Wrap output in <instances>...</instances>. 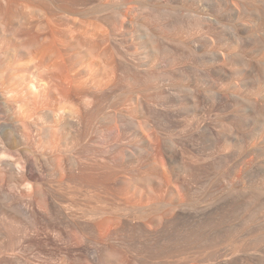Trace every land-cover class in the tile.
Masks as SVG:
<instances>
[{"label":"bare ground","instance_id":"6f19581e","mask_svg":"<svg viewBox=\"0 0 264 264\" xmlns=\"http://www.w3.org/2000/svg\"><path fill=\"white\" fill-rule=\"evenodd\" d=\"M90 1L70 0L78 26L113 20L104 39L116 48L121 29L149 50L137 64L118 47V92L90 62L84 84L40 94L0 47V264H264V0H199L195 23L168 0Z\"/></svg>","mask_w":264,"mask_h":264},{"label":"rangeland","instance_id":"374dc122","mask_svg":"<svg viewBox=\"0 0 264 264\" xmlns=\"http://www.w3.org/2000/svg\"><path fill=\"white\" fill-rule=\"evenodd\" d=\"M55 1H56V4H54L53 7L49 8V9L35 8L34 7L35 4L34 5L31 4L33 6L32 7L31 5H29L30 3L28 4L25 0H14L13 1V4L11 5L10 12H9L10 24L8 26V31L10 29L11 33H9L10 31L8 33L10 34V38L4 39L0 35L1 36L0 37V47L4 46L5 42H7V40H8L7 43L10 44V46L8 45V47H10L9 48V50H10V52H9L10 53V55H9L10 61L8 59L7 64H6V67H7L6 69H8V67L11 66L12 70H14L16 74H19V73L23 74L28 79L33 78V82L38 85V88L40 90V94H45L46 92H50V90L53 91L54 89H56L58 91L63 89L64 85L62 86V82H63L62 80L66 76L74 77V75H77L76 77L80 81L79 82L76 79L77 83L78 82L81 83V80L83 83L85 80L78 75L80 74V72L82 71V69L84 67H87V65H89L90 62L91 63L93 62V64L94 63L96 64V65L94 64L95 66L93 65L94 66L93 68L95 69L94 70L96 73L95 75H97L96 78H99V80L97 79L98 81L95 80L98 83V86H101V85L102 86L106 85L107 87L109 86V88H113L112 89L113 92H118V89L121 90V89H123V87H125V85L127 86V82H124L125 81L124 76L121 73V71L117 67H115V68L113 67V65H115V63H116L115 59L119 58L122 55V53L117 52V51L121 47L122 49L120 48V51L121 50L123 52L125 51L122 56H126V58L128 57L127 59L131 63H133L135 61L138 64V62H139L138 59L140 57L142 58V57L146 56V54H147L146 52H148L149 49L146 48V46H145L143 48H146L147 50H144L141 46V49H143V51H144V54H145L144 55L142 50L140 49V44L144 45V44H142L143 42L140 43L141 41L136 36H134L135 39H133L134 37L131 38V37H127L128 35H125L124 37L122 36L123 37V39H122V37L120 35V33L122 31L121 29H120V33H117V34H119L118 38H119V40H121L119 43H121L122 45L119 43H116L117 46L115 48L114 42H112V40L110 41V39L108 41V39L106 40V38L104 39V37H107L106 34H110L111 31H109V29L111 27H113V26H114V28L116 27L115 26L116 22L113 23L112 22L113 20H112L110 23L104 24L100 20H92V21H90L92 23L91 28L88 27V25L86 26V24H84L85 26L84 25L78 26V21L82 17L81 14H83V12L80 11V7L71 5L70 0H55ZM168 1L171 3V6L173 5L172 8L175 7L174 9H176L177 5L179 4V8H177V9L182 10L180 12H182V16L185 15V16H183L184 18H188V23H190L189 21H191L192 23L194 21V23H195L197 20L196 18L198 16V14H200L204 11V10H201L202 7H203V9H205L204 5L199 4L200 3L199 0H193V1H189V2L188 1L185 2V0H179L181 3L178 0L177 1L176 0H168ZM97 2H98L97 0H91L90 1V7H95L97 4H99V2L98 3ZM107 2H109L111 4L113 3L112 0H110V1L107 0ZM154 2H156V1H154ZM187 2H188V4H187ZM191 3H192V5H196L197 7L193 6L195 9L192 8ZM175 4H177V5L175 6ZM189 4H190V6H189ZM184 6H188V7L186 8ZM183 7L188 9L186 11H189V13H191V14L193 12L195 14L196 10H198V11L201 10L202 12L199 11V13L197 15L192 14L193 16H191L189 14L194 19V20H192V19L189 20L190 16L186 15V14H188L187 12H186V14L184 13L185 9ZM204 14L207 16H210L209 13H207V12L206 13L204 12ZM227 16H229V14ZM185 21L187 22V19ZM87 23L89 24V21ZM110 25H112V26H110ZM86 27H87V30H86ZM79 28L82 30L80 31ZM114 28H111V29H114ZM77 30L79 31V34H78ZM117 30H119V27L117 28ZM84 31H86L85 32L86 34H83V36L86 35V37L88 38V36L91 35V37H92L95 34V37L94 36L92 38L89 37L90 40L86 39V37H85V39H86V41H85V39L83 37L81 38V36H82L81 33H84ZM126 32L124 34H127ZM99 33H105L106 36H104V34H101V35H103L102 36L103 41H102L101 37L99 39V37H98L100 35ZM79 35H81V36L79 37ZM185 40H186V38H185ZM82 42H83V44H82ZM87 43L89 44V46L95 47L93 54L90 56H88V55L86 56L84 54L78 55L80 44L86 45ZM135 45H137V47ZM168 45L171 46L172 43L170 44L168 42ZM128 48H130V49H128ZM113 50L118 54H115V52ZM180 50L183 53V55H184V53H186V52H184L185 50H183V49H180ZM126 53H128V54H126ZM138 53L142 54L143 56L140 55V57L137 58L139 56V55L137 56ZM5 56H4V58H5ZM133 57L135 59L130 60V58H133ZM141 58L139 60H141ZM202 59H204V58L200 57L201 63L202 62L205 63V60L202 61ZM5 60H7V57L5 58ZM113 61H114V63H113ZM111 62H112V64H111ZM166 63L167 62H163L162 63L163 65L160 66L162 68L159 67L158 70L161 69V71H162V69H163V71L164 70L168 71L171 67L169 66L170 63H168V65ZM184 65H185V67L180 65V66L184 67L183 69L180 68V66H179L180 70H182V71L188 70V73H190L191 75L196 70V68L198 70V67H199L198 65L193 64L195 66V67H193V65H192V68L194 69L193 70L190 67L186 66V64H184ZM167 67H170V68H168V70H167ZM188 68H190L191 70ZM202 68L203 67H201V69H199L200 71L201 70L203 71V72L201 71L202 74H201V72L198 71L197 75H202V78H200V80H204L205 82H207L206 79H203L205 77L204 76L205 72H204V68L203 69ZM110 69L113 70L114 72L111 71ZM116 69H118V70H116ZM110 71H111V73L109 74ZM186 72H184V73H186ZM119 75H120V78H119ZM121 75L123 76V78L121 77ZM109 76H111V77H109ZM192 76L199 78V76H196V71L194 72V74ZM121 78L123 80H121ZM105 80H106V84L104 83ZM102 81L104 84L100 83ZM167 82H169L171 85H172V83L170 81L165 82V85H166L165 87L169 89L171 87V85ZM167 85L170 87H168ZM206 85H207V83H206ZM118 86L119 87L121 86V87L119 88ZM65 87L69 88L70 85H68V86L65 85ZM55 92H57V91H55ZM88 102L92 103L94 101L92 98H90V99H88ZM33 140H34L35 144L41 143L40 135H38V133H34ZM258 166H259L258 164H257V166H256V164H254L253 168L255 169L257 167L255 169L257 171H255L253 169L254 173H256V172L258 173V171L260 172V169H259L260 167H258ZM254 173H253V176H255ZM257 173H256V176H258ZM10 187L13 189L12 186H9V189L7 187V191L15 193V190L10 189ZM13 220H12V222L14 224V228H16V230L15 229L14 230L17 232V228H20L17 232L19 235L16 232H14L15 234H17V235H15V234L14 235L17 236V238H18L23 234V227H21V226H24L25 223L23 224L24 221H21L20 217L19 218L15 217V221H13ZM14 222H16V223H14ZM17 223H18V225H17ZM21 223H22V225H21ZM16 226H18V227H16ZM20 230H21V232H20ZM129 255H128V257L131 258L132 255H130V256Z\"/></svg>","mask_w":264,"mask_h":264}]
</instances>
